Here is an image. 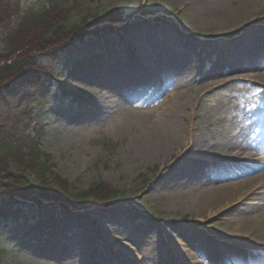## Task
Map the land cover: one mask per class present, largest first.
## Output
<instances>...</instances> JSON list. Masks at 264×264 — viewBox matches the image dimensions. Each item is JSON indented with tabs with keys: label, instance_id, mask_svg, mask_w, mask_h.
Returning a JSON list of instances; mask_svg holds the SVG:
<instances>
[{
	"label": "rangeland",
	"instance_id": "374dc122",
	"mask_svg": "<svg viewBox=\"0 0 264 264\" xmlns=\"http://www.w3.org/2000/svg\"><path fill=\"white\" fill-rule=\"evenodd\" d=\"M262 2L264 4V0ZM51 3L55 7L46 12L62 8L59 14L67 13L69 26L84 20L86 27L60 47H50L48 52H54L53 58L29 49V55L37 63L45 60L46 65L34 68L35 73L31 71L20 78L21 81L32 78L35 87L18 90L22 105L16 107L4 122L8 126L15 118L31 122L30 136L36 128L43 131L39 151L51 161L50 182L51 177L56 176L76 192L100 183L109 189L127 192V199L115 205H110L107 198L99 199L104 202L77 210L59 202L60 197L52 194L51 183H40L42 179L37 174L26 173L29 189L0 187V264H77L78 252L71 248V234H78L79 242L84 237L86 251L94 253L100 261H111L112 264H125L120 261L125 252L113 254L105 242L107 235L119 236L121 244L134 246L138 264H173L170 248L177 254L180 252L182 259H188L192 247L190 244L186 247L184 241L195 235L208 241L211 251L227 253L229 249L221 240L231 244L233 241L223 230L227 223L224 217L207 219L194 212L189 204L182 207L166 205L167 188L174 179L166 174L182 173L185 163L181 154L186 147L175 146L150 161L143 160L131 144L137 125L119 129L116 118H103L99 109L93 107L92 104L104 101L108 95L95 81L98 79L95 71L105 75L120 66L131 70L137 81L144 79V74L136 73L137 67L153 61L164 69L173 66L177 70L183 69L189 79L185 85L187 98H192L191 105L183 111L189 133L197 136L201 143L205 142L206 149L217 140L233 138L242 129L244 133L250 131L252 134L251 152L262 151L263 86L249 78H231L225 84L209 86L196 96L193 93L196 87L210 82L203 76L219 54H226L223 50L230 51L238 40L242 47H252L257 40L264 39V8L239 26L235 20H226L224 15L218 20L205 17V10L211 6L231 9L237 5L236 0H225L220 5L212 0H0V43L18 29L23 30L20 36L34 38V25L30 28L19 26L21 18L22 21L32 19V6L36 13L40 6ZM113 11L126 17H116L113 22L101 17L102 13ZM135 29L141 32L139 38H124L126 31ZM141 56L142 60L139 59ZM126 57H134L138 65L132 68L125 63ZM50 74L56 77L47 76ZM153 92L149 90L148 95ZM27 117L32 120L28 121ZM34 117L41 121L39 125L34 123ZM203 151L198 155L203 156ZM15 167L12 166L13 172ZM211 168L209 174L197 175V180H213L217 171ZM162 179L166 180L163 187L150 193L153 185ZM188 187H182L185 193ZM14 197L18 199H12ZM224 202L228 205L232 202L233 206L239 204L236 199ZM100 218L102 227L96 230ZM46 223L54 227L59 224L67 233L57 239V258L32 249L33 245L46 243L48 237L43 236L44 240L38 242L27 238ZM163 230L170 235L167 242L170 246H166ZM179 243L185 246L183 251L177 247ZM234 247L242 254L239 258L236 256L233 264H246L243 246L234 244ZM262 257L263 254L256 253L250 258L251 264H263Z\"/></svg>",
	"mask_w": 264,
	"mask_h": 264
},
{
	"label": "bare ground",
	"instance_id": "6f19581e",
	"mask_svg": "<svg viewBox=\"0 0 264 264\" xmlns=\"http://www.w3.org/2000/svg\"><path fill=\"white\" fill-rule=\"evenodd\" d=\"M212 1L220 5L225 0ZM236 1L237 5L232 6L231 9L222 5L219 8L211 6L205 10L207 14L205 17L218 20L224 15L226 20H235L241 26L247 17H254L262 11V7L264 8L263 0ZM126 33L127 36L124 38H139L141 35V32L136 29ZM224 52L226 54H219L212 68L203 76L210 82L196 87L193 93L195 96L203 93L209 86L225 84L231 78L251 79L264 87V39L260 38L252 47H242L238 40L233 49L223 50ZM142 58L143 56L139 57L140 60ZM124 60L132 68L138 65L134 57H126ZM174 67L164 69L162 66L158 67L154 61L148 65H139L136 73L140 71L144 74V79L137 81L133 78L131 70L121 69L120 66L105 75L97 70L95 76L98 79L95 81L101 84L108 95L104 101L92 105L99 109L103 118H116V126L119 129L133 126L132 124L137 125L131 144L143 160L150 161L154 156L167 153L175 146H185L186 149L181 154L185 163L182 173L174 175L168 172L166 174L171 175V178L174 177L172 184L167 188L169 198L166 205L182 207L189 204L194 212L207 219L224 217L227 220L223 230L233 241L231 244L229 241L221 240L229 249L227 253L211 251L210 243L201 236L195 235L184 241L186 247L189 244L192 247L191 254L187 256L188 259H182L180 252L177 254L169 247L171 262L173 264H233L232 261L236 259V256L239 258L242 254L234 250V244H241L242 251L247 256L246 264H251L250 258L256 253L264 255V148L262 151L256 150V153L251 152L250 136L252 134L249 133L250 131H248L249 134L244 133L245 131L241 129L233 138L217 140L205 149L206 143H201L197 136L193 137L189 133V126L183 115L185 108H188L192 102V98L190 100L187 98L188 88L185 87L189 79L183 69L177 70ZM149 90L154 92L148 95ZM147 95L148 97L144 98ZM202 150H204L201 153L203 156L198 155ZM211 167L217 171L214 174L215 178L207 182L198 181L197 175L209 174ZM163 179L153 185L150 193L154 194L163 187L166 181ZM192 180H195V184L191 188ZM186 186H189V190L185 193L182 187L186 188ZM194 188L195 191H193ZM231 199H236L239 204L233 206L232 202L229 205L224 202ZM101 223L102 218L98 221L96 230L102 227ZM54 226L46 223L32 231L30 236L28 235L27 238H32L30 240L36 242L43 241V236L49 238L44 241L46 243L33 245L34 252L58 257L55 250L57 239L66 236L67 233L59 224ZM145 232L144 230L143 233ZM161 233L166 235L164 241L167 246L170 235L168 236L165 230ZM77 235L70 236L71 248L78 252L77 264H112L111 261H100L94 253L86 251L83 247L84 237L82 242H79L80 237ZM84 236L86 238L87 234ZM120 240L119 236L107 235L105 242L108 243L113 254L125 252L122 258L119 257L120 261L125 264H138L139 258L136 257L138 255L135 253V247L123 245ZM177 247L183 251L185 246L179 243Z\"/></svg>",
	"mask_w": 264,
	"mask_h": 264
},
{
	"label": "trees",
	"instance_id": "16d2710c",
	"mask_svg": "<svg viewBox=\"0 0 264 264\" xmlns=\"http://www.w3.org/2000/svg\"><path fill=\"white\" fill-rule=\"evenodd\" d=\"M54 7L52 3L40 6L39 10L34 13L35 10L32 6L30 8L32 19L27 18L22 21L21 18L19 26L30 28V25H34V38L20 36L23 30L18 29L13 36L11 32L7 33L8 35L0 43V187L27 190L29 184L25 174L35 173L38 178L42 179L40 183H51L50 185L53 186L52 194L60 197V203L69 204L77 210L89 208L90 205H98L100 202H104V200L99 199L104 198L108 199L107 202L110 205L117 204L121 200L127 199V192L109 189L100 183L91 185L86 191L76 192L70 190L67 182L56 176L51 177L52 182H50L51 161L49 157H45L39 151V138L43 131L36 128L33 130L34 134L30 136L31 122L27 123L20 118H15L9 126L4 122V119L8 118L16 110V107L19 108L22 105V100L18 97V90L25 87H35L32 78H29V82L21 81L20 78L28 76L31 71L34 72V68L46 65L45 60L37 63L36 59L29 55V49H36V53L45 55L47 58L52 55L50 57L53 58L55 57L54 52H48L50 47H60L86 27L84 20L80 24L69 26L67 13L59 14L63 11L62 8L46 12L49 8L53 9ZM101 17L113 22L116 17L124 19L126 16L113 11L104 12ZM47 76L56 77L51 74ZM27 118L28 121L32 120L31 117ZM37 119L39 118L34 117L33 121L39 125L41 121L38 122ZM11 165L16 166L14 172ZM7 199L9 198H4V200ZM12 199L17 200L18 198Z\"/></svg>",
	"mask_w": 264,
	"mask_h": 264
}]
</instances>
